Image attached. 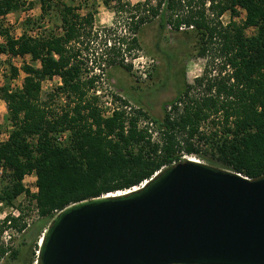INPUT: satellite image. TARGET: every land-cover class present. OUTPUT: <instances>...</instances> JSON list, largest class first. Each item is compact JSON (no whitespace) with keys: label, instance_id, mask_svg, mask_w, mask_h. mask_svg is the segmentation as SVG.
<instances>
[{"label":"trees","instance_id":"1","mask_svg":"<svg viewBox=\"0 0 264 264\" xmlns=\"http://www.w3.org/2000/svg\"><path fill=\"white\" fill-rule=\"evenodd\" d=\"M37 1L42 18L58 15L62 32L44 29L37 36L27 31L12 36L4 18L34 5L28 0H0V54L30 55L40 62V66L23 65L26 75L19 88L11 84L19 74L12 65L0 87L11 126L8 139L0 143V166L10 179L1 195L8 202L24 191L30 193L22 179L36 172L39 190L33 196L39 215L48 220L41 237L53 217L68 205L132 189L185 160V153L198 154L196 139H206L228 168L250 179L264 175V0H143L134 4L104 0L107 5L116 1L113 9L118 17H125L131 33L128 41L125 36L109 39L106 31L115 30L113 26L104 27L103 34L95 30V7L81 14V7L64 0ZM239 8L246 12L242 22L234 21ZM226 12L232 17L228 24L222 20ZM156 18L158 52H164L160 40L170 26L193 37L190 55L207 58L210 69L192 83L184 81L183 89L164 103L161 116L143 107L119 108L105 116L98 97L88 98L99 76L94 67H84L83 50L89 51L90 43L100 36L105 50L97 65L106 61L129 69L123 51L135 54L141 46L140 31ZM251 27L256 29L253 34L248 33ZM57 75L61 84L56 95H64L67 106L61 112L41 99L43 81ZM63 131L70 132L69 145L58 141ZM3 229L0 224V235ZM6 252L7 247L0 244V256ZM18 254L13 249L11 257ZM33 256L27 264L34 259L39 264L36 252Z\"/></svg>","mask_w":264,"mask_h":264},{"label":"water","instance_id":"2","mask_svg":"<svg viewBox=\"0 0 264 264\" xmlns=\"http://www.w3.org/2000/svg\"><path fill=\"white\" fill-rule=\"evenodd\" d=\"M126 192L59 211L39 264H264V175L186 159Z\"/></svg>","mask_w":264,"mask_h":264},{"label":"rangeland","instance_id":"3","mask_svg":"<svg viewBox=\"0 0 264 264\" xmlns=\"http://www.w3.org/2000/svg\"><path fill=\"white\" fill-rule=\"evenodd\" d=\"M64 1L81 7L79 11L81 14H85L88 11H94L92 7H95V30H98L100 34H103L102 30H104V27L113 26L115 30L112 29L106 31L109 35L108 37H110L109 39H112L113 41L114 38L125 36L127 38L126 41L129 40L131 33L128 24L125 21V17H122L121 15L118 17V14H116L113 9L116 1H113L110 5H107L104 0ZM123 1L134 4L143 0ZM28 2L33 3V8H25L18 12H12L4 18V27L9 29L12 36L19 37L25 31L32 36H37V34L44 31V29L55 31L57 33L62 32L61 21L57 14H46V16L42 18L39 2L37 0H28ZM92 3H95V6H92ZM239 9V15L234 17V21L236 22H242L246 16L245 10L242 8ZM222 20L225 24L230 23L232 20L231 13H224ZM158 22L159 19L156 18L150 24L143 26L139 33L141 46L135 50V54H131L126 50L123 51L124 61L129 69L119 65H109L105 61L103 64V66H105L103 70L104 72L102 71L103 66L99 67L96 62V60H102L99 56L105 50L104 39H101L100 36L99 38H94L93 42L90 43L89 51L86 49L83 50L82 57H84V67H87V69L94 67V73L99 76L93 86L89 88L88 98H93L95 96L98 97L97 103L102 107L103 114H108V112L105 110L107 108L104 109L102 104L104 101L111 99L113 106L115 107L119 106L128 111H131V108L143 107L150 113L161 116L164 103L174 98L179 91L183 89L184 81L192 83L195 77L203 75L206 70L210 69L207 58L190 55L193 51V37L176 32L170 26H167V30L160 40L161 48L165 53L158 52L156 49V43L158 41ZM29 23L31 24L29 25ZM34 23L36 25L34 28H28L31 27V25H34ZM255 30L254 27H251L248 29V33L253 34ZM1 41L5 42L4 36H2ZM104 57H106V55H104ZM151 59H154L153 66L149 68L146 77H144L138 70H136L135 65L138 64L139 61L149 63ZM27 63L40 66V62L33 61L30 55L24 57H12L6 53H1L0 87L10 76L12 65L19 69L18 76L11 80L12 87H21L26 75L22 67ZM60 84L61 78L57 75L52 79L44 80L42 86L41 99L47 101L50 108L55 109L56 112H61L63 107H67L65 104V96L56 95L57 88ZM98 90L100 91L99 94L97 93ZM105 97H107L106 100H104ZM124 101L128 104H124ZM140 125H143V122H140ZM10 129L11 126L8 119L7 104L0 96V143L8 139ZM203 129H208V123L203 124ZM65 133L66 138L61 143L69 145L71 138L70 132L65 131ZM196 142L198 143L200 152L198 154L185 153L183 155L185 160L197 159L206 164L230 169L218 160L216 151L206 139L200 141L196 139ZM9 183V177L3 173L2 176H0V187L4 189ZM33 197V194L30 192L25 200L29 198L32 200ZM21 199L23 200L24 198L21 197ZM47 222L48 220H44L41 216L37 217L32 223V226L29 227L12 246H5L0 242L1 245L7 247V252L0 256V264H27V261H30L34 257L33 252H36L37 258L38 251L36 248L41 241L42 230ZM13 249L19 250L17 258L11 257ZM35 261L36 259L30 264H35Z\"/></svg>","mask_w":264,"mask_h":264},{"label":"built area","instance_id":"4","mask_svg":"<svg viewBox=\"0 0 264 264\" xmlns=\"http://www.w3.org/2000/svg\"><path fill=\"white\" fill-rule=\"evenodd\" d=\"M153 63L154 59H151L149 63L139 61L138 64L135 65L136 70H138L139 73L146 77L148 70L151 66H153ZM97 93L99 94L100 91L98 90ZM107 97H105L104 100H106ZM109 100L104 101V105L102 104L104 109L107 108L105 110L108 112V114H104L105 116L111 115L115 109L120 108L119 106H113L112 100ZM57 137L58 141L61 143L66 138L65 131L60 132ZM3 170V167L0 166V176H2V174L4 173ZM147 181L148 180H145L143 183L138 186H134L133 188L138 189L145 185ZM22 183L24 187L26 189H29L33 195L38 193L39 189L37 186L36 172L26 174L22 179ZM130 190L132 189L126 191ZM3 193L4 189L0 187V224H4V229L0 235V242L5 246H12L15 241L20 238L29 227L32 226V223L35 221V219L37 217H40L39 208L34 197L32 198V200L30 198L25 200L28 196V193L26 191L18 195L11 202H8L7 200L1 198V195H3ZM21 197H23L24 199L22 200ZM35 264H37V260L35 261Z\"/></svg>","mask_w":264,"mask_h":264},{"label":"bare ground","instance_id":"5","mask_svg":"<svg viewBox=\"0 0 264 264\" xmlns=\"http://www.w3.org/2000/svg\"><path fill=\"white\" fill-rule=\"evenodd\" d=\"M192 160H195V161H199V160H197V159H192ZM129 192V191H128ZM128 192H126V193H128ZM122 194V193H121ZM113 196H115V194H113ZM41 241H42V238H41ZM40 241V242H41Z\"/></svg>","mask_w":264,"mask_h":264},{"label":"clouds","instance_id":"6","mask_svg":"<svg viewBox=\"0 0 264 264\" xmlns=\"http://www.w3.org/2000/svg\"><path fill=\"white\" fill-rule=\"evenodd\" d=\"M154 176H155V175H154ZM154 176H153V177H154ZM153 177H152V178H153ZM247 178H248V177H247ZM148 181H149V180H148ZM127 190H129V189H127ZM125 191H126V190H125ZM130 191H132V190H130Z\"/></svg>","mask_w":264,"mask_h":264}]
</instances>
